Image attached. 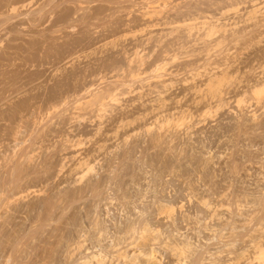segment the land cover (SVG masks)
Here are the masks:
<instances>
[{
	"label": "rangeland",
	"instance_id": "1",
	"mask_svg": "<svg viewBox=\"0 0 264 264\" xmlns=\"http://www.w3.org/2000/svg\"><path fill=\"white\" fill-rule=\"evenodd\" d=\"M36 2L0 0V35L33 36ZM232 6L104 0L87 9L104 38L64 57L71 90L36 113L40 136L75 155L87 146L115 148L141 129L175 128L178 135L164 173L174 168L175 175L162 192L148 194L144 208L122 209L117 201L135 193L121 191L111 206L85 212L81 229L95 228L99 241L85 234L82 259L260 264L264 89L245 68L258 66L264 44L246 34ZM141 219L153 229L141 230Z\"/></svg>",
	"mask_w": 264,
	"mask_h": 264
},
{
	"label": "clouds",
	"instance_id": "2",
	"mask_svg": "<svg viewBox=\"0 0 264 264\" xmlns=\"http://www.w3.org/2000/svg\"><path fill=\"white\" fill-rule=\"evenodd\" d=\"M101 2L37 0L33 36L0 35V264H95L91 257L82 259L85 234L99 241L95 228L81 229L85 212L94 215L97 203L111 206L121 191L135 193L117 201L122 209L144 208L148 194L162 192L175 175L174 168L164 174L168 157L175 155V128L141 129L115 148L87 146L75 155L37 130L36 113L71 90L64 57L104 38L87 12ZM230 3L246 34L264 44V0ZM249 73H258L264 89V58L246 67ZM261 232L264 264V228ZM155 264H166L164 257Z\"/></svg>",
	"mask_w": 264,
	"mask_h": 264
},
{
	"label": "bare ground",
	"instance_id": "3",
	"mask_svg": "<svg viewBox=\"0 0 264 264\" xmlns=\"http://www.w3.org/2000/svg\"><path fill=\"white\" fill-rule=\"evenodd\" d=\"M143 219H141L140 221H142ZM146 220V219H145ZM137 221V220H136ZM136 221H134L133 223V226L135 225V222ZM139 222V221H138ZM152 222L151 221H148V220H146V221H142V222H140V223H138L140 226H142V228H140V226H139V228L141 229V230H150L151 228L153 229V227L151 226L152 224H151ZM137 224V225H138ZM132 225V224H131ZM132 226V227H133ZM131 228V227H130ZM133 229H134V227H133ZM135 229H136V227H135ZM151 229V230H152ZM133 231H135V230H133ZM257 247V246H256ZM93 257H94V255H92ZM102 257V255H99V257H98V255H96V259H97V257H98V259H97V262H96V264H102L103 263V261H104V259L103 258H101Z\"/></svg>",
	"mask_w": 264,
	"mask_h": 264
}]
</instances>
